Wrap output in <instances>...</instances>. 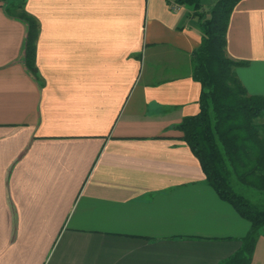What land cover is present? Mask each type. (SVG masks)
<instances>
[{"label":"crops","instance_id":"1","mask_svg":"<svg viewBox=\"0 0 264 264\" xmlns=\"http://www.w3.org/2000/svg\"><path fill=\"white\" fill-rule=\"evenodd\" d=\"M0 0V264H219L251 224L176 128L200 112L198 20L168 0ZM227 55L264 96V0H241ZM252 264H264V234Z\"/></svg>","mask_w":264,"mask_h":264},{"label":"trees","instance_id":"2","mask_svg":"<svg viewBox=\"0 0 264 264\" xmlns=\"http://www.w3.org/2000/svg\"><path fill=\"white\" fill-rule=\"evenodd\" d=\"M28 0H13L8 13L27 25L25 63L38 76L39 22L25 7ZM192 6L201 31L200 47L193 53V78L202 86L200 112L176 128L199 159L208 184L247 219L251 228L242 247L219 264H252L264 229V96L252 95L237 75L247 62L227 55L232 13L241 0H168ZM248 190L259 193L252 200ZM249 193V194H247Z\"/></svg>","mask_w":264,"mask_h":264},{"label":"rangeland","instance_id":"3","mask_svg":"<svg viewBox=\"0 0 264 264\" xmlns=\"http://www.w3.org/2000/svg\"><path fill=\"white\" fill-rule=\"evenodd\" d=\"M190 9H191V11L194 13V8L192 7V6H188ZM248 192L250 193V195H252L253 196V198H251L252 200H257V199H259L260 198V195H259V193L258 192H256V191H254V190H248ZM249 193H247V194H249ZM262 232V234H264V229L261 231Z\"/></svg>","mask_w":264,"mask_h":264},{"label":"water","instance_id":"4","mask_svg":"<svg viewBox=\"0 0 264 264\" xmlns=\"http://www.w3.org/2000/svg\"><path fill=\"white\" fill-rule=\"evenodd\" d=\"M203 5H209L210 4V0H201Z\"/></svg>","mask_w":264,"mask_h":264}]
</instances>
